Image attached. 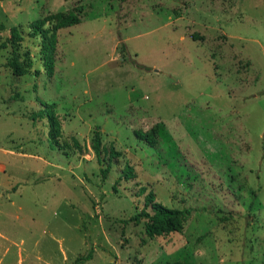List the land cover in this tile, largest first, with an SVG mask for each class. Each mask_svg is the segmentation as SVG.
<instances>
[{"label":"rangeland","instance_id":"374dc122","mask_svg":"<svg viewBox=\"0 0 264 264\" xmlns=\"http://www.w3.org/2000/svg\"><path fill=\"white\" fill-rule=\"evenodd\" d=\"M1 165L0 264H264V0H0ZM150 194L182 233L131 221Z\"/></svg>","mask_w":264,"mask_h":264},{"label":"trees","instance_id":"16d2710c","mask_svg":"<svg viewBox=\"0 0 264 264\" xmlns=\"http://www.w3.org/2000/svg\"><path fill=\"white\" fill-rule=\"evenodd\" d=\"M50 21L54 22V32L51 36H48V32L43 29V27ZM81 23L79 16L75 13L64 14V13H57L55 15H51L42 20H36L32 28L40 32L46 41L44 47L46 48L45 53H48L50 50H53L55 44L57 42L56 33L59 30L75 26ZM12 38L15 41H21V36L18 32L17 28L12 29ZM19 65L16 61L14 66L19 69ZM47 67L49 68L48 73L51 75L53 74V62L51 59L47 61ZM45 105V104H44ZM51 108V107H50ZM45 117L48 118L51 124V135L53 138H57L61 134V123L57 116L53 113V111H46L44 110ZM135 136L138 140L145 142L150 147H155L158 144V140L155 136V133L152 132H145L143 130H138L135 132ZM93 150L97 155L99 161H101V154H102V140L99 134H96L93 143H92ZM115 156H113L114 158ZM129 170V169H128ZM130 173H126V177L128 179L132 178L131 170ZM104 176L108 173V170H103ZM191 215V210L184 209V210H177V209H169L163 206L160 203L155 201V196L150 194L146 198L145 208L143 212L139 215H136L131 219V221L135 222L136 224H140L141 221H144L145 226V234L150 239H156L159 237H166L172 234H180L183 232L185 223L189 219ZM169 264H185L182 261L169 263Z\"/></svg>","mask_w":264,"mask_h":264},{"label":"crops","instance_id":"0c3cea01","mask_svg":"<svg viewBox=\"0 0 264 264\" xmlns=\"http://www.w3.org/2000/svg\"><path fill=\"white\" fill-rule=\"evenodd\" d=\"M4 169H5V167L1 165L0 170L3 171ZM15 190H17V188ZM19 244L23 248V247H25L26 241L24 239H21ZM96 254H97V251H95L94 256L92 258L87 259L84 263H81V264L92 262L93 260H91V259H93L96 256ZM19 260H23L24 264L25 263H29V264H72V260H69L68 255H66V257L62 260H51L49 263H44L43 258H41L40 256H39V258L33 259V261H32L29 256L26 258L24 257L23 250H20ZM27 260H31V261L28 262ZM111 263H112V260H111Z\"/></svg>","mask_w":264,"mask_h":264}]
</instances>
